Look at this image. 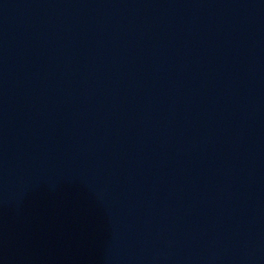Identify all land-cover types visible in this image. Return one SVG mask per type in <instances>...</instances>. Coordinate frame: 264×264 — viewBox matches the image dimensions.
Returning <instances> with one entry per match:
<instances>
[{
  "label": "water",
  "instance_id": "1",
  "mask_svg": "<svg viewBox=\"0 0 264 264\" xmlns=\"http://www.w3.org/2000/svg\"><path fill=\"white\" fill-rule=\"evenodd\" d=\"M0 264H264V0H0Z\"/></svg>",
  "mask_w": 264,
  "mask_h": 264
}]
</instances>
